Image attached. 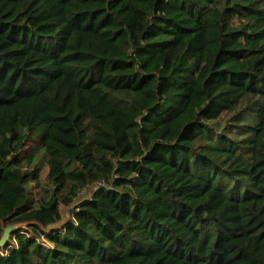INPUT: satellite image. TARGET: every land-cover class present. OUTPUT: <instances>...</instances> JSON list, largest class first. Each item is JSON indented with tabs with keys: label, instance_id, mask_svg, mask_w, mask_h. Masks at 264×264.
<instances>
[{
	"label": "trees",
	"instance_id": "trees-1",
	"mask_svg": "<svg viewBox=\"0 0 264 264\" xmlns=\"http://www.w3.org/2000/svg\"><path fill=\"white\" fill-rule=\"evenodd\" d=\"M3 219L0 264H264V0H0Z\"/></svg>",
	"mask_w": 264,
	"mask_h": 264
},
{
	"label": "water",
	"instance_id": "water-1",
	"mask_svg": "<svg viewBox=\"0 0 264 264\" xmlns=\"http://www.w3.org/2000/svg\"><path fill=\"white\" fill-rule=\"evenodd\" d=\"M62 221L63 219L54 225H49L45 227V229L52 230V229L62 226L65 222H67V221L65 222H62ZM31 224H40V223L38 221L33 220V221H21V222H9L8 224H5V220L3 219L2 226H1L2 231L0 232V248H4L12 240V235L15 231L21 229V227L27 228V226Z\"/></svg>",
	"mask_w": 264,
	"mask_h": 264
},
{
	"label": "rangeland",
	"instance_id": "rangeland-1",
	"mask_svg": "<svg viewBox=\"0 0 264 264\" xmlns=\"http://www.w3.org/2000/svg\"><path fill=\"white\" fill-rule=\"evenodd\" d=\"M35 148H38L39 156L42 155V153L44 151V138L43 137H33V139L30 142H28V144H26V146H25L22 154L20 155V157H23V155L25 153H27L29 150H32ZM47 172H48V167L45 166L41 172V175H40L41 181L47 180ZM36 186H37V184L33 185V189L35 191V194L37 193L36 191L39 189V187H36ZM72 207H74L73 204L71 206H65V207L63 206V221L62 222L68 221L72 218V216H71V209H73ZM8 223L9 222H7V223L5 222V224H8ZM59 225H61V224H59ZM27 228H28V226H27Z\"/></svg>",
	"mask_w": 264,
	"mask_h": 264
}]
</instances>
